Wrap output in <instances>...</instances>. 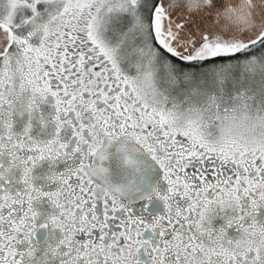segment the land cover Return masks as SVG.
I'll return each mask as SVG.
<instances>
[{"label":"snow or ice","instance_id":"obj_1","mask_svg":"<svg viewBox=\"0 0 264 264\" xmlns=\"http://www.w3.org/2000/svg\"><path fill=\"white\" fill-rule=\"evenodd\" d=\"M0 264H264V0H0Z\"/></svg>","mask_w":264,"mask_h":264}]
</instances>
